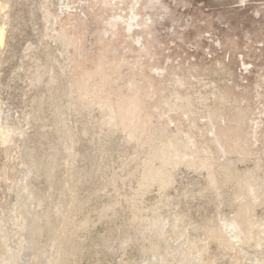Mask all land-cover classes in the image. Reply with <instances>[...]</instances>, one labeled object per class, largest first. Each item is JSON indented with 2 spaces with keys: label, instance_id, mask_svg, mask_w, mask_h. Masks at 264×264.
<instances>
[{
  "label": "rangeland",
  "instance_id": "374dc122",
  "mask_svg": "<svg viewBox=\"0 0 264 264\" xmlns=\"http://www.w3.org/2000/svg\"><path fill=\"white\" fill-rule=\"evenodd\" d=\"M0 264H264V0H0Z\"/></svg>",
  "mask_w": 264,
  "mask_h": 264
}]
</instances>
